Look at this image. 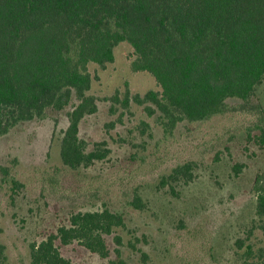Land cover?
Returning <instances> with one entry per match:
<instances>
[{"label":"trees","instance_id":"1","mask_svg":"<svg viewBox=\"0 0 264 264\" xmlns=\"http://www.w3.org/2000/svg\"><path fill=\"white\" fill-rule=\"evenodd\" d=\"M123 42L132 48L131 70L150 73L159 86L144 94H132L127 86L123 106L129 108L132 101L143 106L165 138L186 121L240 111L253 117L248 141L264 147V104L253 101L264 82V0H0V138L22 122L72 106L60 140L64 167L88 169L107 159L111 148L96 142L90 149L80 126L99 108V99L89 93L98 78L91 66L105 68L114 62L115 49ZM112 99L117 100L116 94ZM137 127L145 133L152 125L143 119ZM197 163L187 158L162 172L157 189L179 195L178 185L196 178ZM244 167L235 162L234 174ZM1 169L9 174V167ZM62 177L66 179L58 168L51 178L53 188L62 185ZM263 180L258 175L253 188L256 214L263 220L256 225L264 231ZM109 187L84 193V199L90 194L102 200V207L72 209L67 222L32 244L30 264H74L58 242H78L103 257L110 254L109 236L121 244L117 231L127 228V222L123 212L103 200ZM131 187L127 205L146 209L141 185ZM238 243L242 247L245 240ZM246 248L244 264H264L263 248L256 251L251 243ZM0 264H7L2 252Z\"/></svg>","mask_w":264,"mask_h":264},{"label":"rangeland","instance_id":"2","mask_svg":"<svg viewBox=\"0 0 264 264\" xmlns=\"http://www.w3.org/2000/svg\"><path fill=\"white\" fill-rule=\"evenodd\" d=\"M131 50L123 42L115 49L114 62L105 68L91 66L98 78L89 93L99 99V108L82 120L80 136L90 149L106 142L111 148L107 159L88 169L64 167L60 140L72 106L49 110L44 118L22 122L0 138V252L7 264H30L32 244L67 222L72 209L101 208L102 200L83 195L108 185L110 194L103 200L125 214L127 228L117 231L123 242L109 236L106 257L78 242H58L74 264H244L247 243L264 250V231L256 225L263 220L256 214L253 188L258 175L264 177V147L247 139L253 117L233 111L204 122L186 121L165 138L143 106L134 101L129 108L123 106L127 86L132 94L159 89L150 73L131 70ZM115 94L117 100L112 99ZM253 101L264 104V82ZM143 119L152 125L145 133L137 127ZM187 158L198 162L196 178L178 185L177 196L159 191L160 174ZM235 162L245 163L238 176L232 169ZM2 166L10 168L9 174ZM58 168L66 179L53 188L51 178ZM137 184L148 202L144 210L127 205L131 186ZM240 239L245 240L242 247Z\"/></svg>","mask_w":264,"mask_h":264},{"label":"flooded vegetation","instance_id":"3","mask_svg":"<svg viewBox=\"0 0 264 264\" xmlns=\"http://www.w3.org/2000/svg\"><path fill=\"white\" fill-rule=\"evenodd\" d=\"M261 228V227H260ZM262 229V228H261ZM263 230V229H262ZM247 244H249V243H247Z\"/></svg>","mask_w":264,"mask_h":264}]
</instances>
